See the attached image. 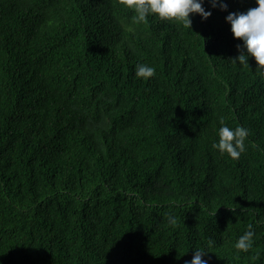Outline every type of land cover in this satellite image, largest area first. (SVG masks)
Here are the masks:
<instances>
[{"label":"trees","instance_id":"trees-1","mask_svg":"<svg viewBox=\"0 0 264 264\" xmlns=\"http://www.w3.org/2000/svg\"><path fill=\"white\" fill-rule=\"evenodd\" d=\"M202 6L190 29L0 0V264H264V70L226 19L258 4ZM223 126L249 130L239 159L212 147Z\"/></svg>","mask_w":264,"mask_h":264},{"label":"clouds","instance_id":"clouds-1","mask_svg":"<svg viewBox=\"0 0 264 264\" xmlns=\"http://www.w3.org/2000/svg\"><path fill=\"white\" fill-rule=\"evenodd\" d=\"M215 6L217 0H212ZM258 7L249 9L246 13H231L226 19L231 24V30L234 37L244 41L248 54L253 56L257 61L259 68L264 70V0H256ZM121 5L134 10L135 15L132 20L135 24L147 23L150 14L158 15L162 20H174L183 23L191 29L192 21L190 15L193 13L200 14L204 19L211 16V12L205 11L203 0H119ZM222 7L226 10L227 5ZM239 47V46H238ZM239 64L248 67V57L241 53L237 58ZM237 59H233L237 62ZM155 68L146 64H140L136 67V76L148 80L155 75ZM264 75V71L260 73ZM220 123L224 125V120ZM249 135V130L242 126H237L235 130L228 126H223L219 130V142L214 143L212 147L227 153L232 159H239L241 154L246 150L245 140ZM169 223L176 225L177 220L170 214H166ZM246 231L236 242L235 248L247 252L253 244L254 231L249 224ZM213 241H208V246L212 247ZM201 249L195 251L194 258L190 264H207L202 257L205 255Z\"/></svg>","mask_w":264,"mask_h":264}]
</instances>
